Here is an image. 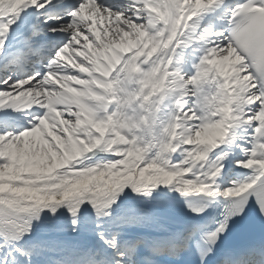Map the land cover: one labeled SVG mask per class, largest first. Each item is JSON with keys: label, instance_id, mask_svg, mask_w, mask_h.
I'll list each match as a JSON object with an SVG mask.
<instances>
[{"label": "snow or ice", "instance_id": "snow-or-ice-1", "mask_svg": "<svg viewBox=\"0 0 264 264\" xmlns=\"http://www.w3.org/2000/svg\"><path fill=\"white\" fill-rule=\"evenodd\" d=\"M0 264H264V0H0Z\"/></svg>", "mask_w": 264, "mask_h": 264}]
</instances>
